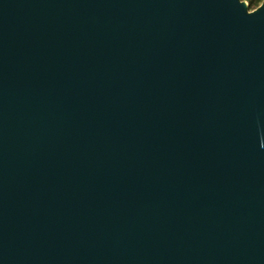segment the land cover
<instances>
[{
    "label": "water",
    "instance_id": "water-1",
    "mask_svg": "<svg viewBox=\"0 0 264 264\" xmlns=\"http://www.w3.org/2000/svg\"><path fill=\"white\" fill-rule=\"evenodd\" d=\"M0 264H264V0H0Z\"/></svg>",
    "mask_w": 264,
    "mask_h": 264
},
{
    "label": "trees",
    "instance_id": "trees-1",
    "mask_svg": "<svg viewBox=\"0 0 264 264\" xmlns=\"http://www.w3.org/2000/svg\"><path fill=\"white\" fill-rule=\"evenodd\" d=\"M245 1L248 5L250 11L256 9L263 0H242Z\"/></svg>",
    "mask_w": 264,
    "mask_h": 264
}]
</instances>
